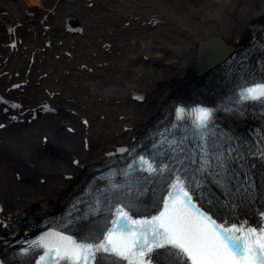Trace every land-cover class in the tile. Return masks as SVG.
Returning <instances> with one entry per match:
<instances>
[{"label": "bare ground", "instance_id": "bare-ground-1", "mask_svg": "<svg viewBox=\"0 0 264 264\" xmlns=\"http://www.w3.org/2000/svg\"><path fill=\"white\" fill-rule=\"evenodd\" d=\"M254 23L264 0H0V99L16 104L0 103V237L7 213L76 210L98 166L184 122L168 119L169 99L212 101ZM212 43L235 49L201 75L198 48Z\"/></svg>", "mask_w": 264, "mask_h": 264}, {"label": "snow or ice", "instance_id": "snow-or-ice-1", "mask_svg": "<svg viewBox=\"0 0 264 264\" xmlns=\"http://www.w3.org/2000/svg\"><path fill=\"white\" fill-rule=\"evenodd\" d=\"M242 98L264 99V84L247 88ZM190 115L195 117L196 128L203 130L213 113L196 108ZM184 116L185 109L179 108L177 119ZM139 163L143 171H157L143 156ZM189 187L177 175L162 201L163 209L151 218L134 219L124 207L117 208L112 226L96 243H78L59 232L45 233L29 245L43 249L35 264H97L98 254L115 257L113 264H264V227L218 224L193 202ZM104 258L99 257L100 264Z\"/></svg>", "mask_w": 264, "mask_h": 264}, {"label": "water", "instance_id": "water-1", "mask_svg": "<svg viewBox=\"0 0 264 264\" xmlns=\"http://www.w3.org/2000/svg\"><path fill=\"white\" fill-rule=\"evenodd\" d=\"M67 23L73 26H76L79 22L74 18H68ZM232 51L231 47L224 46L219 43H212L210 47L208 46H199L198 53L203 57V63L205 64L203 70H201L200 74H204L207 70H209L213 65H217L222 63L226 57ZM184 63V62H182ZM204 70H206L204 72ZM31 212L20 213L19 217L24 218L29 224L28 230L30 232L34 231V218L31 215ZM20 221L16 220L15 217H11L7 219V223L5 224V236L9 238H15V236L20 234Z\"/></svg>", "mask_w": 264, "mask_h": 264}, {"label": "rangeland", "instance_id": "rangeland-1", "mask_svg": "<svg viewBox=\"0 0 264 264\" xmlns=\"http://www.w3.org/2000/svg\"><path fill=\"white\" fill-rule=\"evenodd\" d=\"M34 212H37V209H36V210H34Z\"/></svg>", "mask_w": 264, "mask_h": 264}]
</instances>
